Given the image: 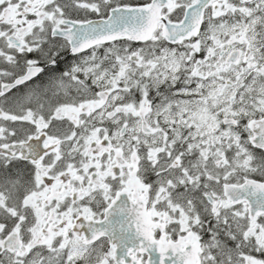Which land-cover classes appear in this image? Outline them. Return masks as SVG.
Wrapping results in <instances>:
<instances>
[{
  "label": "snow or ice",
  "instance_id": "snow-or-ice-1",
  "mask_svg": "<svg viewBox=\"0 0 264 264\" xmlns=\"http://www.w3.org/2000/svg\"><path fill=\"white\" fill-rule=\"evenodd\" d=\"M0 264H264V0H0Z\"/></svg>",
  "mask_w": 264,
  "mask_h": 264
}]
</instances>
